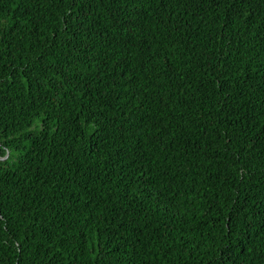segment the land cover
Wrapping results in <instances>:
<instances>
[{
  "label": "trees",
  "instance_id": "obj_1",
  "mask_svg": "<svg viewBox=\"0 0 264 264\" xmlns=\"http://www.w3.org/2000/svg\"><path fill=\"white\" fill-rule=\"evenodd\" d=\"M0 264H264V0H0Z\"/></svg>",
  "mask_w": 264,
  "mask_h": 264
}]
</instances>
